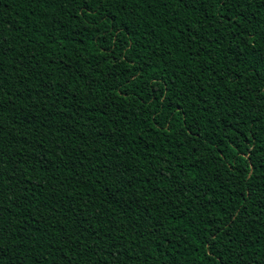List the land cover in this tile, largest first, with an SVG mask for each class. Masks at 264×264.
Segmentation results:
<instances>
[{"label":"trees","instance_id":"trees-1","mask_svg":"<svg viewBox=\"0 0 264 264\" xmlns=\"http://www.w3.org/2000/svg\"><path fill=\"white\" fill-rule=\"evenodd\" d=\"M0 264H264V0H0Z\"/></svg>","mask_w":264,"mask_h":264}]
</instances>
